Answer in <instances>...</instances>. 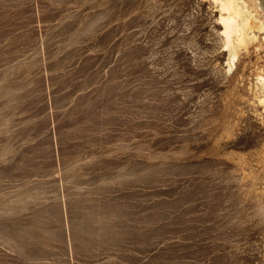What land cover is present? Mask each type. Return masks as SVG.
Here are the masks:
<instances>
[{
	"label": "rangeland",
	"instance_id": "obj_1",
	"mask_svg": "<svg viewBox=\"0 0 264 264\" xmlns=\"http://www.w3.org/2000/svg\"><path fill=\"white\" fill-rule=\"evenodd\" d=\"M218 12L0 0V264H264V46Z\"/></svg>",
	"mask_w": 264,
	"mask_h": 264
},
{
	"label": "bare ground",
	"instance_id": "obj_2",
	"mask_svg": "<svg viewBox=\"0 0 264 264\" xmlns=\"http://www.w3.org/2000/svg\"><path fill=\"white\" fill-rule=\"evenodd\" d=\"M211 1L219 11L221 35L230 50L229 68L232 69L241 50L249 52L253 46H264V0ZM258 88L264 93V75L259 78Z\"/></svg>",
	"mask_w": 264,
	"mask_h": 264
}]
</instances>
